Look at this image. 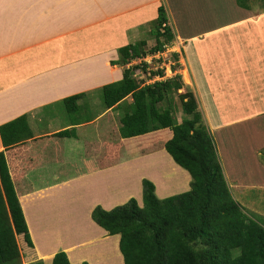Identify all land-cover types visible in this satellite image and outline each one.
<instances>
[{
    "label": "crops",
    "instance_id": "crops-1",
    "mask_svg": "<svg viewBox=\"0 0 264 264\" xmlns=\"http://www.w3.org/2000/svg\"><path fill=\"white\" fill-rule=\"evenodd\" d=\"M164 3V0H0V124L27 114L34 132V137L21 143L14 157L8 155L13 150L9 153L6 150L7 158L12 157L14 162L11 175L19 177L15 189L32 242L30 247L18 240L20 264L39 260L50 264L61 249L72 264L87 260L95 264L96 259L106 263V252L94 246L109 237L96 229L91 218L96 205L110 209L130 197L139 199L141 177L155 184L160 197L180 192L178 187L188 189L189 175L184 170L176 185L167 180L177 169L163 149L170 131L163 129L131 139L119 136V121L128 108L129 97L81 124L60 121L58 112L59 101L76 93H87L85 98L91 106L100 101L97 89L123 76L124 67L111 63L118 58L117 49L141 40L150 45L158 8L164 6L168 11ZM168 5L171 11L183 13L184 17L181 20L173 17L177 23L175 30L167 16L173 40L157 55L158 59L150 54L143 57L153 71L157 66L163 71L162 76L156 73L147 81L179 75L193 89L206 124L211 133L214 131L218 155L219 147L224 157V165L221 164L227 182L232 180L228 182L230 191L242 205L246 201L243 190L258 187L250 183L252 175L264 171L259 152L256 155L255 151L264 148V141L252 124L247 134V129H241L245 133L239 143L232 145L228 138L226 141L225 135L242 132L238 130L243 124L239 121L241 113L232 110L237 102L234 99H238L236 93L243 94L248 81L239 85L235 82L233 86L224 78L234 80L241 68L247 74L255 72L260 63L257 57L264 52V23L245 29L252 24L246 21L252 10L238 8L235 0H168ZM224 35L227 38L221 40ZM263 73L257 76L258 81H264ZM133 74H138V70ZM183 90L184 87L178 92ZM227 108L236 121L222 128L229 117ZM175 114L180 119L185 117L178 106ZM67 129H73L74 136L57 135ZM224 142L229 146H224ZM241 146H246L245 153L238 159L233 148L237 152ZM3 149L0 139V151ZM152 156L155 157L151 160ZM26 158L31 162L25 166ZM164 167L168 173L166 180L159 176ZM258 178L254 180L259 182ZM248 184L251 186H245ZM231 187L241 189L240 194H234ZM58 222L66 224L59 227ZM37 223L41 227L36 229ZM62 228L65 230L60 233ZM77 232L96 235L72 242L70 235ZM34 233L37 239L39 235L49 241L48 245H40ZM118 240L115 235L119 254Z\"/></svg>",
    "mask_w": 264,
    "mask_h": 264
},
{
    "label": "trees",
    "instance_id": "trees-1",
    "mask_svg": "<svg viewBox=\"0 0 264 264\" xmlns=\"http://www.w3.org/2000/svg\"><path fill=\"white\" fill-rule=\"evenodd\" d=\"M238 7L264 11V0H235ZM256 12V11H255ZM155 42L146 48L144 40L121 46L118 58L111 61L124 67L120 80L97 89L99 101L92 106L80 92L59 101L71 114L70 125L93 120L101 111L115 108L129 97L128 108L120 118L119 136L131 139L167 129L163 142L177 167L189 175L186 190L160 197L155 184L141 180V195L130 197L110 209L96 205L92 220L109 235H118V248L124 264H264V217L249 213L230 191L224 175L215 141L193 89L179 75L146 83L133 76L138 65L127 67L133 59L161 51L170 44L174 33L164 6L152 29ZM148 76L163 75V71H147ZM184 90L178 92L180 88ZM178 99V100H177ZM177 101L185 115L176 121ZM73 129L58 132V136H74ZM34 137L28 115L21 114L0 124V264H20L19 242L32 246L28 227L15 189L19 178L11 175L15 152L21 143ZM6 150L11 151L6 156ZM264 164V148L259 154ZM31 161L26 158V166ZM20 238V239H19ZM30 264H44L42 260ZM50 264H71L65 251H57ZM80 264H89L82 261Z\"/></svg>",
    "mask_w": 264,
    "mask_h": 264
},
{
    "label": "rangeland",
    "instance_id": "rangeland-1",
    "mask_svg": "<svg viewBox=\"0 0 264 264\" xmlns=\"http://www.w3.org/2000/svg\"><path fill=\"white\" fill-rule=\"evenodd\" d=\"M181 1H183V0H181ZM185 1H188V0H185ZM164 2H166V4L165 3L164 4H165V6L167 7V10H168L167 11V16L171 18V21L173 23V27L176 30L177 23L173 19V17H176L179 20H181L184 17V14L183 13L182 14L176 13L175 10H172L171 11V7H170V5H168V0H164ZM184 7H185L184 8V12L186 13L187 5L184 4ZM238 8H240V7H238ZM253 10L254 11H251V16L246 20V21H248V22H250L252 24H250L248 26L246 25L245 26L246 27L245 29H249V28H252V27L260 26V25H262L261 22L264 23V11H262V9H260L259 7H255ZM234 31H236V34H234V35H235V38L237 39V36H238V34H237L238 27H236V29ZM226 38H227V36L224 35L220 39L223 40V39H226ZM154 42H155V39L153 38L151 44L150 45H147L146 48H149L152 45H154ZM243 45L246 46V41L245 40L243 42ZM263 48H264V45H263ZM261 53H262V55H260L261 57L260 58L257 57L258 58V62H260V63L256 66V70H255L254 73H251L250 72L249 74H247L245 72V70L243 68H241L239 70V73L237 72L236 78L234 80H232L229 77L224 78V80L226 81L227 84H229V85L232 84L233 86H235L236 83H237V85H239V84H245L248 81V83H247L248 84L247 85V90L243 89V92H242L243 94H241L239 92L236 93L235 97L238 98V99H234V100H237V102H236V104H234L235 106L233 107V109L234 108L235 109L232 110V111H236V112H240L241 113V115H240L241 120H239V121H243V124H242V127H239L238 130H241L242 128H245V129L248 130V132H246V134H247V133H249V130H252V129H249L248 126L252 124V126L254 128L255 127L258 128L257 135H262L263 136V141H264V81H260V80L258 81L257 80V76H260V74L264 72V52H261ZM195 64L198 65V63H195ZM211 64H215V63L212 62ZM203 67H204V65H203ZM225 69L227 70L228 68H225ZM212 85L215 86V87H219V84H212ZM204 87H205L204 85L201 86L202 90H204L203 89ZM211 91H214V89L212 88ZM248 92H250V94H248ZM214 93H215V96H218V92L216 91V89H215ZM231 96H233V95H231ZM222 97L223 96H221L219 98L222 99ZM198 98H200V96ZM177 103H178V101H177ZM224 103H226V102H224ZM259 105H260V107L258 108ZM177 106L180 107L179 103L177 104ZM58 109H59V111H58L59 112V115L61 117L60 118V121L66 120V117L68 118L71 115V114H69L65 110V108H64L63 105L60 106V108H58ZM53 111L54 110H50L49 112L50 113H53ZM226 114L229 115L230 118L229 117L226 118V121L223 122V124H225V125H223L222 128L227 127V125H228V127H230V125H232V123L236 121V118L234 116H233L234 118L231 116L233 113L230 112V109L227 108ZM217 116L219 117V113H217ZM175 118H176V121H181V119H180L181 117L179 118L176 114H175ZM241 131L242 132L235 133L234 135H231L230 137H227V135H225L226 141H227V138H228V140L231 141L232 145H234L236 143H239L240 141H238V140H239V138H241L240 136H242V134L245 133L244 132V129L241 130ZM212 136L214 138L215 144L218 145V142H217V140L215 138V135H214V131L213 130H212ZM223 144H224V146H226V145L229 146L225 142ZM263 144H264V142H263ZM245 148H246V146H241L237 150V152L235 151V148H233L234 152L237 154V158L238 159L241 157L242 153H245L244 152L245 151ZM260 149H262V147L257 148V150H255L256 151V155H257L258 152L260 154V152H261ZM218 151H219V154H220L219 155L220 156V160H221V162H223V165H224V162H225L224 161V157L220 153L219 147H218ZM154 157L155 156H152L151 157V160ZM242 162L245 163L244 161H242ZM262 167H263L262 169H264V166L263 165H262ZM183 170L184 169H182L181 167H177V169L174 171V173L173 174H170L168 176L167 180H170L171 179L170 182L172 184L176 185L175 184L176 183V180L180 176V174L182 173ZM152 172L154 173L155 171H152ZM263 173H264V171H263ZM263 173H260V172L257 171V175H254V174L252 175L251 174L252 177H251V175H250V177H251V179H252L253 182L251 181L250 183L252 184L253 187H257V186L258 187L255 188V189L254 188L251 189V188H248L247 187L246 189L243 190V193L244 194H242V193L241 194L243 196L245 195V197H246V201H243L242 200L243 201V204L242 205L245 206L246 210L249 213L256 212L257 214L262 215L264 217V176L261 177L263 175ZM167 174H168L167 173V169L165 167L163 169H160L159 176L161 178L164 177V179L166 180L165 176H167ZM259 176L262 179L258 178ZM143 178H146V177H141V180ZM255 178H258L259 179V182L255 181L254 180ZM228 180H229L228 182H232L231 179H228ZM245 186H251V185L248 184V185H245ZM180 188L181 189H179V187L177 188L178 191L185 190L184 187H180ZM231 189L234 192V194H235V192H237V194L238 193L240 194V192H241V189L236 190L233 187H231ZM256 189H258V190H256ZM56 224L59 227H61L62 225L66 224V222H58ZM95 225H96V229H98V231H101V232L103 231L102 233H106V235L109 236L108 238H102V241L99 242V244H95L94 245L97 249L100 250L102 248L103 251L106 252V255H105V257H106V263H104V262H97L98 259H96V263L95 264H123V262H122V260L120 258L121 257L120 256L121 255L120 251H119V254L117 253L115 235H109L102 227L98 226L97 224H95ZM34 226H36V229L39 228V227H41L38 223L37 224H34ZM65 228H62L60 233H63L64 231H62V230H65ZM94 228H95V226H94ZM99 229H101V230H99ZM96 233H99V232H97V230H96ZM55 235H57V234H54L53 236H55ZM95 235L96 234L90 235V234H87V233H84V232H77L75 235L74 234L70 235V237H72V239H71L72 242H75L77 240L85 239V238H88L89 236H92L93 237ZM33 236H35L36 240H38V241L40 240V245H43L44 243H45V245H48L49 241H45L42 238L40 239L39 235H38V239H37V235H35V233H34ZM66 238H68V237H66ZM97 240H100V239L98 238ZM91 244H94V243L92 242ZM90 259L92 260L91 256H90ZM73 264H77V262H73ZM91 264H94L93 260H92Z\"/></svg>",
    "mask_w": 264,
    "mask_h": 264
},
{
    "label": "clouds",
    "instance_id": "clouds-1",
    "mask_svg": "<svg viewBox=\"0 0 264 264\" xmlns=\"http://www.w3.org/2000/svg\"><path fill=\"white\" fill-rule=\"evenodd\" d=\"M166 46V45H165ZM164 46V48L161 50V51H158V52H163L164 50H165V47ZM154 53H157V52H154ZM154 53H152V54H150V55H153ZM145 57V56H144ZM156 59H158V58H156ZM131 62H133V63H131ZM131 63V64H130ZM143 63H145V70H147V71H150V70H153V67H149L148 66V63H149V61H145L144 59H143V57H140V58H137V59H133V60H131L130 62H128L127 63V67H129V66H134V65H138V67H136L135 69H134V71L133 72H135V70L137 69L138 70V74H136V75H134L133 74V76L134 77H137V78H141V79H145L146 81V83H150L149 81H147V80H150L151 78V76H148V74L146 75L145 74V72L143 71V69L141 68V65L143 64ZM156 71H158V70H160V69H155ZM155 75V74H154ZM160 75V74H159ZM164 79H167V78H164ZM155 81V80H154ZM153 82V81H152Z\"/></svg>",
    "mask_w": 264,
    "mask_h": 264
},
{
    "label": "built area",
    "instance_id": "built-area-1",
    "mask_svg": "<svg viewBox=\"0 0 264 264\" xmlns=\"http://www.w3.org/2000/svg\"><path fill=\"white\" fill-rule=\"evenodd\" d=\"M165 50H166V48H165ZM159 53H163V52H157V53H154L153 55H151V56H157ZM156 58H158V56L156 57ZM157 69H162L161 68V66H157Z\"/></svg>",
    "mask_w": 264,
    "mask_h": 264
}]
</instances>
